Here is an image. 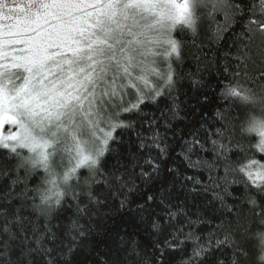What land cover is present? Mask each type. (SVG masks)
<instances>
[{
    "label": "snow or ice",
    "instance_id": "snow-or-ice-1",
    "mask_svg": "<svg viewBox=\"0 0 264 264\" xmlns=\"http://www.w3.org/2000/svg\"><path fill=\"white\" fill-rule=\"evenodd\" d=\"M213 47L223 103L206 118L203 92L200 129L172 144L184 81L207 88ZM253 112L264 113V0H0V264H250V241L264 253ZM117 203L148 226L147 254L136 233L110 245L96 232Z\"/></svg>",
    "mask_w": 264,
    "mask_h": 264
},
{
    "label": "trees",
    "instance_id": "trees-1",
    "mask_svg": "<svg viewBox=\"0 0 264 264\" xmlns=\"http://www.w3.org/2000/svg\"><path fill=\"white\" fill-rule=\"evenodd\" d=\"M207 21H205L204 24L200 25V38L205 39L207 36ZM183 40L191 41L192 36L188 30H185V34H183L181 37ZM225 45V49H226ZM195 51L193 48H186V58L183 63V70L185 72H191L193 74H196L197 72V66L192 59L191 55L189 53ZM209 56L211 57V60L208 62V72L206 74H201L202 78L208 82L207 88L203 89L202 92H197L193 90L190 86L189 80H185L183 84L182 91L185 94L182 99L186 100L188 103V106L184 108L182 106L180 111V118L173 121V126L171 130L168 132L169 140L172 144L177 143V139H174L173 136L179 138L180 136L187 137L188 133L192 130H199L201 125V116L200 112L201 109L199 108L197 101L203 102V92H207L208 95V102L205 103V107L203 111L205 112V117L210 119L212 115L214 114L217 107L221 106L223 103L222 101L218 100V97L216 93L213 91V89L217 85V69L221 67L220 61L222 58V52L216 51L213 47L211 51L208 52ZM200 78V77H197ZM161 107L163 105L161 104ZM195 109V111H193ZM147 112H153L155 111L154 107H149L145 109ZM248 112V108L244 106H240L236 109V115L238 119L236 120L237 125V136H239V125L245 120L246 114ZM209 127L211 125L209 124ZM163 131V129H161ZM206 134L204 132H200V138L204 139ZM125 140H127V135L124 137ZM145 153V157H146ZM205 156H207L209 159L211 158V153H204ZM261 155L264 154H257L256 158L259 159ZM108 162L111 163V157H108ZM173 159L176 160L178 164H180V168L182 172H186L187 174L191 175L192 170L187 169L183 164L180 163L179 158L173 156ZM83 172V170H82ZM87 173L84 172V175ZM203 178V174H201ZM38 177H34L31 181H29L30 184L34 185L37 183ZM111 211L106 210V214L101 216L98 220H96L94 224V228L97 233L102 234L106 230L108 232V236L106 237L107 243L110 245H114L115 242L120 238L123 237L125 240L130 241L133 237L132 234L136 233L138 234V237L141 240V254L145 255L147 252H150L151 249H144L143 244L145 243L143 240V237L146 236V228L147 225H142L139 223V220L134 215H121V212L119 210V205L117 204H110L109 205ZM195 211V209H192ZM259 225L254 226V230H258ZM103 237L101 235H96L93 238H90L89 240L85 241L86 244L90 246V248H95L97 241L101 240ZM191 244L189 243L185 249V257L187 256L188 252L191 251ZM248 247L250 250V257L249 261L250 264H264V262L258 260V256L260 255V247H259V241L258 240H252L248 243ZM174 259H180L179 253H173ZM79 259H82L80 257ZM130 264H138V261L133 257L130 258Z\"/></svg>",
    "mask_w": 264,
    "mask_h": 264
},
{
    "label": "clouds",
    "instance_id": "clouds-1",
    "mask_svg": "<svg viewBox=\"0 0 264 264\" xmlns=\"http://www.w3.org/2000/svg\"><path fill=\"white\" fill-rule=\"evenodd\" d=\"M250 119L256 120L259 124H264V113L253 112ZM247 127H248V124L246 123L245 129H247ZM252 134L255 135L254 132ZM257 240L259 241V238ZM259 243H260V241H259ZM260 255H264V253H260ZM258 260H260L259 256H258ZM260 261L264 262V260H260Z\"/></svg>",
    "mask_w": 264,
    "mask_h": 264
}]
</instances>
